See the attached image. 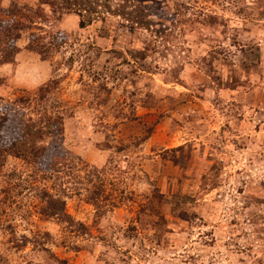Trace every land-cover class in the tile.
I'll use <instances>...</instances> for the list:
<instances>
[{
	"label": "rangeland",
	"instance_id": "rangeland-1",
	"mask_svg": "<svg viewBox=\"0 0 264 264\" xmlns=\"http://www.w3.org/2000/svg\"><path fill=\"white\" fill-rule=\"evenodd\" d=\"M45 1L0 0V114L52 129L0 167V264H264V0Z\"/></svg>",
	"mask_w": 264,
	"mask_h": 264
},
{
	"label": "trees",
	"instance_id": "trees-1",
	"mask_svg": "<svg viewBox=\"0 0 264 264\" xmlns=\"http://www.w3.org/2000/svg\"><path fill=\"white\" fill-rule=\"evenodd\" d=\"M101 1V5L99 2ZM113 0H46L45 2L51 5L55 10H68V13H76L80 16V27L85 28L91 25L95 20V15L99 13L97 10L100 5L102 8H106L105 14L114 15V9L111 4ZM132 0H122L119 6H123ZM120 14V10H118ZM104 14V13H101ZM117 14V13H115ZM11 113L0 114V167L4 166L5 155L14 154L17 157H22L27 159H36L47 154L46 145H38L36 140L43 139L49 134L52 129L45 126L37 129L34 124L27 125L24 130L17 128L16 126L10 125ZM63 124V123H62ZM58 132L61 133V128L58 126ZM54 132V131H53ZM6 144V145H5Z\"/></svg>",
	"mask_w": 264,
	"mask_h": 264
}]
</instances>
